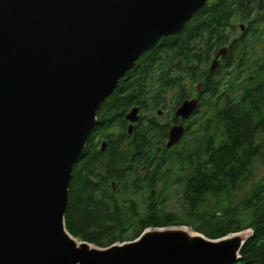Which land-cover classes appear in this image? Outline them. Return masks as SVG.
I'll use <instances>...</instances> for the list:
<instances>
[{"label":"water","instance_id":"1","mask_svg":"<svg viewBox=\"0 0 264 264\" xmlns=\"http://www.w3.org/2000/svg\"><path fill=\"white\" fill-rule=\"evenodd\" d=\"M207 1L0 0V264L238 262L249 237L240 232L208 239L186 227L146 229L101 249L77 245L64 226L72 168L100 105L145 51L181 31ZM196 109L185 100L174 116ZM124 118L130 132L138 108ZM183 135L171 127L166 148Z\"/></svg>","mask_w":264,"mask_h":264},{"label":"trees","instance_id":"2","mask_svg":"<svg viewBox=\"0 0 264 264\" xmlns=\"http://www.w3.org/2000/svg\"><path fill=\"white\" fill-rule=\"evenodd\" d=\"M263 6L264 0H208L181 31L141 55L97 111L92 133L105 149L90 136L72 168L64 215L70 236L105 249L146 229L186 227L208 239L249 230L236 264H264V176L251 184L250 175L264 163ZM224 46L225 70L209 73L210 59ZM198 83L209 110L178 145L164 149L166 129L157 126L156 110L169 101L175 109ZM133 107L149 119L140 118L128 135L124 117ZM144 165L151 172L138 179ZM172 188L180 213L161 208ZM234 192L243 195L231 208L210 205L219 197L232 203Z\"/></svg>","mask_w":264,"mask_h":264},{"label":"flooded vegetation","instance_id":"3","mask_svg":"<svg viewBox=\"0 0 264 264\" xmlns=\"http://www.w3.org/2000/svg\"><path fill=\"white\" fill-rule=\"evenodd\" d=\"M263 9H264V6H263ZM240 30V29H239ZM245 31V26H244V30L243 31H239L241 34H239L237 37H240L241 38V36H243V32ZM223 48H225L226 49V53H225V55L223 56V57H218L217 58V60H216V65H215V67L213 68V70L212 71H210L209 69H210V65H211V63L214 61V59H215V57H216V54L217 53H215L213 56H212V58L210 59V61H209V63H208V67H209V69L207 68V70L209 71V73H213L215 70H217V68L218 67H224L225 66V61H224V59L226 58V56H227V46H224ZM232 62H234V64H237L238 65V63H239V59L238 60H235V59H232ZM200 91H201V84L200 83H198L197 85H196V92H193V95L190 97V98H188V99H186V100H192V99H194V100H196L197 101V109L195 110V112L192 114V115H190L187 119H180V118H176L175 116H174V112L176 111V109L178 108V106L183 102V101H185V100H183L175 109H172V111H169V112H167V113H165V111H160V110H156V113H157V118L158 117H160V116H162V114H167L166 115V117H165V119H163V122L162 121H156V124H157V126L158 127H161V128H164V129H166V136H165V139H164V141H163V146H164V149H170V148H172V147H170V148H166V142H167V135H168V132H169V130L171 129V127H173V126H182L183 127V129H184V134H186V133H188L191 129L193 130V126H195V124H194V121H195V119L196 118H198V117H200L201 116V114H200V109H201V107H202V105H201V101H200ZM134 108V107H133ZM136 108H138V116H139V119L140 118H142L143 119V121H148V119H149V115H148V113L147 112H141L140 111V108L139 107H136ZM130 111V110H129ZM158 112H160V114H158ZM126 115V114H125ZM139 119H138V121H139ZM159 119V118H158ZM137 121V122H138ZM137 122L136 123H134L133 125H132V129H131V131L130 132H128V126L130 125L127 121H126V131H127V134L128 135H131L132 134V132L134 131V129H135V127H136V124H137ZM90 136H94V137H92V143L94 144V145H99L100 146V150L101 151H103L104 149H105V142H104V140H99V139H97V137H98V135H97V133H92V135H90ZM184 136V135H183ZM183 138V137H182ZM182 140V139H181ZM181 140L177 143V144H175V145H178L180 142H181ZM89 141V140H88ZM174 145V146H175ZM86 149V148H85ZM85 152V151H84ZM150 169V168H149ZM148 169V170H149ZM147 169H146V166L144 165V166H142V167H140L139 169H138V173H137V176L139 177L138 179H144L145 178V176H146V174L148 173V172H151V169L148 171ZM111 190L112 191H115V187H114V185H113V183L111 184Z\"/></svg>","mask_w":264,"mask_h":264},{"label":"rangeland","instance_id":"4","mask_svg":"<svg viewBox=\"0 0 264 264\" xmlns=\"http://www.w3.org/2000/svg\"><path fill=\"white\" fill-rule=\"evenodd\" d=\"M240 30L237 28L236 31V35L238 36L239 34H241L239 32ZM209 69V67H208ZM223 70H225V67L222 68ZM229 70V69H228ZM226 104L225 98H220L217 102V105L219 108L223 107ZM170 101L168 102L167 108L164 110L165 113L169 112L172 110V107L170 106ZM208 108L205 107H201L200 109V114H203L204 112L208 111ZM162 114V116L158 117L160 121L163 122V119H165L167 114ZM251 175V184L257 182L258 180H260L263 176H264V163L262 162H258L255 163L252 166V170L250 172ZM176 189L172 188L171 191L168 193V201L165 202V204H163V206L161 207L166 213H180L181 212V206L180 203L175 199L177 197V195L175 194ZM243 195V193H239V192H234V194L232 195V203L229 202V198L226 197H219L217 200H213L211 198H209V201H211L210 205H213L215 207L221 206L222 208H231L233 205H235L239 198ZM178 198V197H177ZM185 228V227H184ZM187 230H189L190 232H192V230H190L189 228H185ZM194 233V232H192ZM239 235H245V236H250V231L246 230L243 232H240Z\"/></svg>","mask_w":264,"mask_h":264},{"label":"bare ground","instance_id":"5","mask_svg":"<svg viewBox=\"0 0 264 264\" xmlns=\"http://www.w3.org/2000/svg\"><path fill=\"white\" fill-rule=\"evenodd\" d=\"M188 22V21H187ZM186 22V23H187ZM182 231H184V232H186L188 235H190V236H194L195 234L194 233H192V232H190V231H188V230H182ZM235 233V232H234ZM196 236V235H195ZM245 236V235H244ZM246 237V236H245ZM77 245H79L80 244V242L79 241H77V240H75L74 241Z\"/></svg>","mask_w":264,"mask_h":264}]
</instances>
